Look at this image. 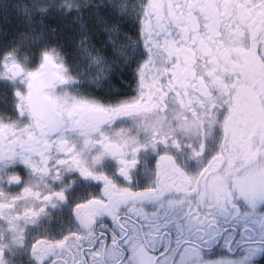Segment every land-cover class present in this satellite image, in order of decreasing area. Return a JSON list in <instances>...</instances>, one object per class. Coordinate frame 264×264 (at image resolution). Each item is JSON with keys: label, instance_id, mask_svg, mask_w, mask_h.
I'll return each mask as SVG.
<instances>
[{"label": "snow or ice", "instance_id": "1", "mask_svg": "<svg viewBox=\"0 0 264 264\" xmlns=\"http://www.w3.org/2000/svg\"><path fill=\"white\" fill-rule=\"evenodd\" d=\"M0 264H264V0H0Z\"/></svg>", "mask_w": 264, "mask_h": 264}]
</instances>
